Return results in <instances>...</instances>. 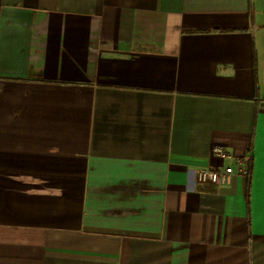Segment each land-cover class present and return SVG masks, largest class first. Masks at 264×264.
Returning a JSON list of instances; mask_svg holds the SVG:
<instances>
[{"label": "crops", "instance_id": "0c3cea01", "mask_svg": "<svg viewBox=\"0 0 264 264\" xmlns=\"http://www.w3.org/2000/svg\"><path fill=\"white\" fill-rule=\"evenodd\" d=\"M259 46L264 0H0V264H264Z\"/></svg>", "mask_w": 264, "mask_h": 264}, {"label": "built area", "instance_id": "2783aa9c", "mask_svg": "<svg viewBox=\"0 0 264 264\" xmlns=\"http://www.w3.org/2000/svg\"><path fill=\"white\" fill-rule=\"evenodd\" d=\"M213 153L222 157H230L226 151L220 146L213 147ZM245 160L237 159L238 169L235 171L231 166H225L221 169H202L198 172L197 178L200 181H212L220 185H227L231 182L235 173H240L249 176V169L244 168Z\"/></svg>", "mask_w": 264, "mask_h": 264}, {"label": "rangeland", "instance_id": "374dc122", "mask_svg": "<svg viewBox=\"0 0 264 264\" xmlns=\"http://www.w3.org/2000/svg\"><path fill=\"white\" fill-rule=\"evenodd\" d=\"M259 38H257V40H258ZM258 52H259V57H260V62H261V68H264V63H262V62H264V47H261V46H259L258 47Z\"/></svg>", "mask_w": 264, "mask_h": 264}]
</instances>
